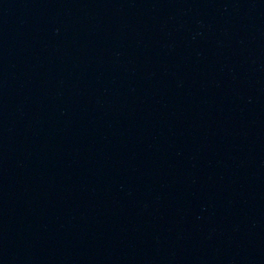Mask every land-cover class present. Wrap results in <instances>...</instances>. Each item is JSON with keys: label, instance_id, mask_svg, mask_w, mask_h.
<instances>
[{"label": "water", "instance_id": "1", "mask_svg": "<svg viewBox=\"0 0 264 264\" xmlns=\"http://www.w3.org/2000/svg\"><path fill=\"white\" fill-rule=\"evenodd\" d=\"M0 264H264V0H0Z\"/></svg>", "mask_w": 264, "mask_h": 264}]
</instances>
